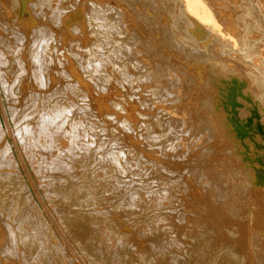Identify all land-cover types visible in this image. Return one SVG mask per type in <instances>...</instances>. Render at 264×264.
<instances>
[{"label": "bare ground", "instance_id": "6f19581e", "mask_svg": "<svg viewBox=\"0 0 264 264\" xmlns=\"http://www.w3.org/2000/svg\"><path fill=\"white\" fill-rule=\"evenodd\" d=\"M21 1L49 24L28 33L19 0H0V264L261 260L264 244L238 236L251 215L233 212L213 116L235 100L264 120V0H115L134 25L108 0ZM81 2L99 47L70 53ZM67 49L114 100L72 77ZM127 99L144 110L135 123Z\"/></svg>", "mask_w": 264, "mask_h": 264}, {"label": "rangeland", "instance_id": "374dc122", "mask_svg": "<svg viewBox=\"0 0 264 264\" xmlns=\"http://www.w3.org/2000/svg\"><path fill=\"white\" fill-rule=\"evenodd\" d=\"M56 1H58V0H56ZM19 2H20V5H18V7H16V8H14V7L10 8V9H13L10 11L12 12V15H14L16 13L15 15L18 18V20L26 25V27L24 26V30H27L26 32L29 33L30 30L32 29V27L37 26L38 23H40V22L49 24V21L48 22L45 21L44 17H42V18L40 17L42 19V20H40V22L38 20H36L35 16H33L31 14L32 11H29V8H28L29 6L26 7V2H22L21 0H19ZM62 3H64V2H62ZM108 3L110 4V6L118 7L122 11V13L125 14L126 18L125 17L124 18L126 20H128V22L131 25H134L135 21H134V19H132V14H130V13H131V11H133V9L135 7L131 10V7L129 6V3H132V2L128 1V6H124L123 4H118V2L115 0H108ZM141 4L145 5L144 2L139 3L136 6L138 8V9L136 8L137 10H141V7H142ZM27 5H28V3H27ZM101 5L104 6L103 4H100L99 6H101ZM139 5H140V7H139ZM85 10L90 11V13L92 12V9L86 8V6H84L81 2L77 11L79 12V21L82 23L83 35L79 36V33H77V32L76 33L73 32L74 34L72 32L70 34L64 32V42L66 43V45L68 44L67 43L68 40L75 39V38L80 39L79 45H78V42H76V40L74 41L75 47L72 46V45H74L73 42H72L73 44L71 43L70 45H68V46H70V48L72 47L71 49H69L70 53L73 50L81 51V50H83L84 47H85L84 50L88 49V48L90 50H92L93 48L98 49V47H99L98 41L93 40L95 38V35H97L98 33L94 32V30L92 28L88 27L86 20H85L87 18L84 15ZM128 10H130V11H128ZM108 12L110 13V11H108ZM111 12L112 13H110V14L114 15L112 10H111ZM26 14H27V16H26ZM110 14H109V16H110ZM112 17H116V15L112 16ZM25 18H26V20H25ZM28 23H29V25H28ZM50 24H52V27H51V25H49V27L53 31H55V30H57L56 32L61 31L59 28H57L56 25H53V23H50ZM87 31H88L89 35L87 34ZM90 36L92 39L90 38ZM91 41L93 42L94 46L92 43H90ZM76 45H77V47H76ZM73 47H74V49H73ZM79 48H81V49H79ZM69 50L67 49L66 50L67 53L65 54V52H64L62 55L65 56V58L70 62L69 66L67 64V67H69V68L71 67L70 71H71L72 77L76 81H79V83H81L82 86L85 87V89L87 90L89 95H91L92 97H95V98L102 97V99H105L107 103L114 100V94H115L114 91H110L109 93L105 92L106 94L103 93L102 95L96 94V92L94 90V88H95L94 84L90 80H88V78H86L85 73L84 72H83L84 74L81 73L82 76H81V74H79L81 71V70H79L80 67H78V65L75 64V62L73 63V59L70 56ZM104 50H105V47H104ZM125 53L127 54L126 51H124V54ZM106 56H107V52H106V55L104 57H102V58L100 57L101 60L104 61ZM124 57H123V59H125ZM71 59H72V61H71ZM107 66L108 67L104 66V68L105 67L108 68V77L109 76L112 77V74L111 75H109V74L111 73V71L113 69H114V71L112 73H115V75L117 73V75H119L118 72L115 71V68L113 66H110V65H107ZM110 68H111V71H110ZM135 69L136 68L131 67L132 71L130 70V68L128 70H130V73L132 72V74H136V72L138 71L137 72V78H138L139 77L138 75L142 74L141 73L142 69H140V68H138V70L137 69L135 70ZM139 70H141V71L139 72ZM77 71H78V73H77ZM133 71H136V72L134 73ZM83 76H84V78H86L85 81H87V82L84 81ZM88 81H89V84H88ZM124 84H126V83H124ZM57 86H58V84H57ZM125 87L129 88L130 86L127 85ZM130 88H129V90H131L132 93L130 91H128V92L131 94H133V92L136 93L138 91V90L136 91V89L132 90ZM138 89H140V88H138ZM234 103H235V100L232 103H230V105H232V106H230L226 102L224 104V106L217 108L218 117L213 116L215 122L219 126L218 143L220 146L219 150H217V151L215 150L216 155H215L214 160L222 159L224 162L225 161L228 162V166L224 168V172L227 174L229 181L231 183V189H229V192L232 191L233 198L237 199V202H236L237 206L233 209V212L236 215L235 217H242V216L251 215L250 216L251 231L247 232V233H243L242 232L243 230H240L241 233H239L238 236L239 237L241 236L240 241L245 243L247 246H254L255 244L256 245L261 244V242H262V244H264V120H262L261 118L256 116V114H254L252 112L251 108H249L245 102L239 101V102H237L236 105H234ZM124 106L128 110L129 115L131 117V120L134 123L137 121L136 113H138V112L144 113V110L141 109V107L138 104H135L134 102H132L129 99H127L126 104H124ZM109 107H110V105H109ZM112 109L113 108H109L108 109L109 112H111V113L114 111L116 112V110H114V109L112 110ZM134 112H135V114H134ZM196 121H199V120H196ZM155 131L158 133V132H160V129L157 127V128H155ZM208 142H212V139H209ZM213 142H214V138H213ZM222 150H224L225 154H226V155H223V157H222V154H223ZM240 191H242V192H240ZM229 197H230V193H229ZM237 209L238 210L240 209L241 211L238 212ZM239 213L240 214L242 213V214L239 215ZM122 225L124 226L123 230L126 228L130 232L132 231V233H134V231L130 227H128L126 224H122ZM239 228H241V226ZM135 236H136V234H135ZM137 243L142 247H144L143 245H145L144 248H146V250H149V246L147 245V243H145L144 239L139 237L137 239ZM240 249H242V247H240ZM245 252H247L248 254L249 253L252 254V251H251V249H249V247L245 248V250L243 252L244 256L242 257V255H241V258H243V259H246L245 257L248 256V255H246ZM261 258H262L261 260H259L258 262H254V264H264V256H261ZM76 263L79 264L78 262H76ZM239 264H253V262L249 261L246 263L242 262Z\"/></svg>", "mask_w": 264, "mask_h": 264}]
</instances>
